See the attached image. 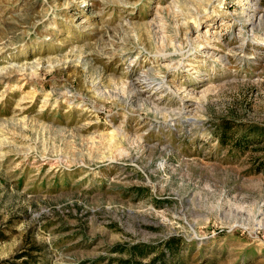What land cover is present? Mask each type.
Returning a JSON list of instances; mask_svg holds the SVG:
<instances>
[{
  "label": "rangeland",
  "instance_id": "374dc122",
  "mask_svg": "<svg viewBox=\"0 0 264 264\" xmlns=\"http://www.w3.org/2000/svg\"><path fill=\"white\" fill-rule=\"evenodd\" d=\"M210 1L0 0V264H264V0Z\"/></svg>",
  "mask_w": 264,
  "mask_h": 264
},
{
  "label": "bare ground",
  "instance_id": "6f19581e",
  "mask_svg": "<svg viewBox=\"0 0 264 264\" xmlns=\"http://www.w3.org/2000/svg\"><path fill=\"white\" fill-rule=\"evenodd\" d=\"M211 1L210 2L212 4V3H215L216 0H211ZM250 1H254V0H248L247 2L249 3ZM249 8H251V7L247 5V10L250 11L248 13L249 18L247 21H248V24L254 26L255 25L254 15H255V13H257L256 8L255 9L251 8L253 11V14ZM220 59H221V57H220ZM221 60H223V59H221ZM224 60H225V58H224ZM166 68H168V67H166ZM36 72H37V70H36V64L35 63L25 62L22 65L11 64L10 66L0 68V84H5V85H7L6 87L11 86L12 88L22 89L25 85L34 81V79L36 77ZM7 90H8V88H7ZM29 94H30L29 92H26L21 101L24 102L25 100H27V98H29V96H31ZM35 95H36V93L32 94V97L34 98ZM48 97H49V95L45 96L44 104L48 103V99H49Z\"/></svg>",
  "mask_w": 264,
  "mask_h": 264
}]
</instances>
